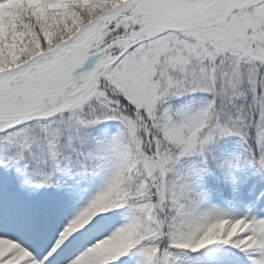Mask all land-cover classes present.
I'll list each match as a JSON object with an SVG mask.
<instances>
[{
    "label": "snow or ice",
    "instance_id": "1",
    "mask_svg": "<svg viewBox=\"0 0 264 264\" xmlns=\"http://www.w3.org/2000/svg\"><path fill=\"white\" fill-rule=\"evenodd\" d=\"M0 264H264V0H0Z\"/></svg>",
    "mask_w": 264,
    "mask_h": 264
},
{
    "label": "rangeland",
    "instance_id": "2",
    "mask_svg": "<svg viewBox=\"0 0 264 264\" xmlns=\"http://www.w3.org/2000/svg\"><path fill=\"white\" fill-rule=\"evenodd\" d=\"M110 247H111L110 245H109V246H106V247L103 248L102 250L107 251Z\"/></svg>",
    "mask_w": 264,
    "mask_h": 264
},
{
    "label": "bare ground",
    "instance_id": "3",
    "mask_svg": "<svg viewBox=\"0 0 264 264\" xmlns=\"http://www.w3.org/2000/svg\"><path fill=\"white\" fill-rule=\"evenodd\" d=\"M105 247H106V246H105ZM105 247H104V248H105Z\"/></svg>",
    "mask_w": 264,
    "mask_h": 264
}]
</instances>
